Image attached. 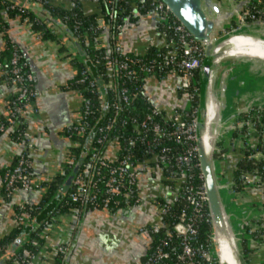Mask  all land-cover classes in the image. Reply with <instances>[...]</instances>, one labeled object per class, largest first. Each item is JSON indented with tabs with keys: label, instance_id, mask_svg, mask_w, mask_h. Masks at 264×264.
Wrapping results in <instances>:
<instances>
[{
	"label": "crops",
	"instance_id": "crops-1",
	"mask_svg": "<svg viewBox=\"0 0 264 264\" xmlns=\"http://www.w3.org/2000/svg\"><path fill=\"white\" fill-rule=\"evenodd\" d=\"M247 1L249 0H238V7ZM229 2L218 0L223 13L230 9ZM47 3L56 7H68L67 0H48ZM78 5L84 14L95 13L99 18L97 21H100L101 6L98 1L78 0ZM30 6L35 10L39 9L35 0H31ZM133 14L134 19L127 21L116 36V42L123 51L143 54L149 45H162L165 37L157 29L152 15L137 12ZM233 17L231 14L222 20L218 30L224 26L231 27ZM0 20L3 23L0 28V118L5 115L7 99L14 89L13 83L3 79V65L7 57L5 47L7 41L11 40L22 53L32 75L33 95L20 108V119L31 142L28 155L34 179L46 182L56 173L62 172L70 155V147L73 146L63 131L77 113L80 103L79 94L71 83L77 73L76 62L79 59L76 42L55 23L49 26L55 37H44L29 22L18 16L8 15L3 9H0ZM259 26L264 27V21L260 24L248 23L244 29L262 32L257 30ZM107 36L106 30L101 29L97 36L99 44L105 45ZM257 37L264 38L256 36L253 40ZM178 80V74L173 69L162 77L150 75L144 79V93L164 116H168L173 109L183 108L188 104L186 94L178 89ZM230 87L232 94L242 89V92H247L242 95L251 98L257 89L258 94H262H259V98L264 99V82L249 76L246 78L244 73L238 74L237 80ZM247 106L248 109L251 106L254 108L249 103ZM235 108L232 107V111L237 110ZM232 133L231 143L221 146L225 148L222 150L224 155L217 160L218 174L228 186L226 204L229 210L225 207L224 209L228 214L232 211L236 215L238 228L245 235L242 236L247 248L244 264H264V240L251 234L260 228L258 225L264 227V191L252 184H244L241 189L236 190L231 179V170L240 156L241 147L245 144L253 147L258 139V130L252 126L245 135L234 131ZM241 136L245 138L244 142ZM20 146L12 138L10 128L0 132V241L10 235L16 224L14 213L17 206L24 199L31 204L38 203L44 191L37 188H17L9 196L3 195L2 168L13 162ZM114 149L115 142H109L105 154L111 157ZM261 155L260 151L253 153L255 157ZM243 175L255 179V174L251 172ZM162 178L163 175L157 167L141 169L138 180V187L143 195L141 201L132 206L125 204L113 211L87 207L77 213L73 209L55 212L56 205L43 212L46 205L51 206L48 202L55 196L56 191L34 216L33 227L22 226L20 238L18 236L14 239L15 248H20L19 251L26 249V246L22 247V242L30 238L28 231L34 228L43 235L41 244L35 251V261L38 264H141L151 243L148 228L161 224V215L151 202V197L169 198V193L173 191L162 182ZM46 219L47 225L42 224ZM59 244L68 245L63 258H60L61 255L56 249Z\"/></svg>",
	"mask_w": 264,
	"mask_h": 264
},
{
	"label": "built area",
	"instance_id": "built-area-1",
	"mask_svg": "<svg viewBox=\"0 0 264 264\" xmlns=\"http://www.w3.org/2000/svg\"><path fill=\"white\" fill-rule=\"evenodd\" d=\"M26 1L19 0L12 3L0 1V9L14 8L20 12L24 8ZM35 1L47 3L48 0ZM67 1V8L79 7L78 0ZM103 1L105 6L104 16L100 15L99 22L97 21L99 18L95 17V24L100 27V30L107 28V24L113 20L115 13L114 2L116 0ZM146 1L147 4L145 6L143 5V0L140 1L139 7L143 9L142 13L151 14L156 24H165L167 27H170L171 35L164 40V50L157 51L154 57H150L145 61L140 59V57L125 55L123 49L116 41L112 44L111 49L119 57L117 59L106 57L103 61L106 75L102 85L109 94V101L107 103L108 112L102 122L96 127L87 156L74 171L70 186L61 195L59 201L62 199L65 203H74L75 206H72L70 209L75 210L76 213L87 207L111 211V206L117 205L121 199H124L125 203L131 206L141 201L143 195L139 190L138 180L141 169L150 168L149 157L144 160H138L130 149V146L119 144V138L121 135L123 136V132L118 131V128L126 124L129 131L123 137V140L130 143L134 141L144 143V150L150 154V158H155L156 164L162 173L165 175L176 173V188L179 187L185 200V204L179 210L177 220L171 225V231L179 238V250L175 255V261H167L169 254L165 248L166 242L159 240L146 253L141 264H209L214 258L213 251L208 247L202 248L193 243L196 234V221L205 214L204 207H206V216L208 215L206 220L210 222L197 155L195 131L196 102L192 103L194 95L197 98L198 89L197 80L193 79L192 71H199L204 44L196 41L189 34L186 28L171 14L167 5L162 0ZM229 1L234 19L228 32L242 31L248 23L260 24L264 21V2L252 10L242 12L239 8H236L238 0ZM132 7V13L136 12L137 10L134 9V6ZM169 14L176 21H169ZM15 15L17 16L18 14ZM64 17L65 19L67 18L66 16ZM22 19L27 21L26 16H23ZM127 21L126 16L122 17V22L116 23L114 28L119 31ZM78 24L79 21L74 20L72 24L73 28H76ZM259 27L257 30L264 31V27ZM9 48L8 57L4 62L6 67L3 69V79L13 83L14 89L7 99L5 115L3 118H0V131L10 128L12 138L17 140L21 146L14 156L13 162L2 168L1 189L5 196H9L17 188H46L45 182L34 179L28 155L31 142L25 127L20 125V108L32 97L34 91L32 75L28 69L23 67L25 61L21 59L22 55L18 47L11 40L9 41ZM172 69L178 74V89L186 94L187 106L173 109L168 116H164L157 106L150 101L148 95L144 93L143 88L139 92L142 94V98L148 102V109L140 118L130 114L127 103L136 95V91H129L125 86L118 85L115 75L117 73L128 75H135L137 73L143 75L145 79L147 76ZM75 81L82 84L81 88H76L80 97L79 108L72 120L65 125L63 131L73 146L78 145V138L86 133L89 117L98 109L102 100L101 96L98 95L96 98L97 105H94L90 96L82 93V91L93 93L96 89L94 80L85 67L77 71ZM253 113L260 116V110H256V107L252 108V106L249 109L247 108L245 113V115L252 116V119H249L252 126L254 121H258L253 119ZM136 127L138 128L137 133L134 131ZM260 134L261 136L264 134L263 129L260 130ZM111 141L115 142V149L111 157H109L105 154V148ZM167 141L180 146L177 150L170 151V147L166 143ZM154 147H158L157 152L159 154H156ZM215 153L216 156L212 157L217 158V160L224 155V152L220 149H217ZM73 162L74 155L70 153L67 165L70 166ZM194 166H197L199 170L198 178L200 183L197 185H193L188 179L190 176L189 170ZM213 167L215 169L212 158ZM241 181L243 185L252 184L264 191V178H260L257 174H255V179H249L245 175H242ZM151 202L160 215L168 210V201H159L154 196L151 197ZM32 207V204L27 199H24L17 206L14 213L15 226L32 223ZM54 211L61 212L57 209ZM47 222L48 220L46 219L42 224L47 225ZM258 226L260 228L263 227L261 224ZM158 227L159 225H152L148 230L151 233L156 231ZM165 234H168L167 230H165ZM41 237H43L41 232L35 230L28 239L29 247L24 251L10 248L7 241L0 242V256L8 259L7 264H38L35 261V251L41 244ZM209 238L211 239L210 236ZM67 248V244L57 245L56 249L61 255L60 258L64 257Z\"/></svg>",
	"mask_w": 264,
	"mask_h": 264
},
{
	"label": "trees",
	"instance_id": "trees-1",
	"mask_svg": "<svg viewBox=\"0 0 264 264\" xmlns=\"http://www.w3.org/2000/svg\"><path fill=\"white\" fill-rule=\"evenodd\" d=\"M4 1L5 3H12V2H18L19 0H0ZM101 6V16L103 17V12L105 11L104 1L98 0ZM140 1L142 0H116L114 2L115 7V13L113 20L107 24V28L105 29L107 32V42L105 45L99 44L98 35L100 33V27L96 26L95 24V17L97 16L95 13L90 14H84L81 9L76 6L72 8H62V7H56L53 5H50L48 3H40L38 2L39 9L35 10L30 6L31 0H27L24 8L22 11H17L16 9H5V11L8 13V15L16 16L15 14H18L17 16L19 18H22L23 16H26L27 22H29L30 26L37 30L40 36L44 37H55V33L52 32L50 29L51 24H57L59 25L68 35H70L74 41L76 42L77 46V52L79 55V59L77 60V71L80 68L85 67L91 77L94 80V84L96 86L95 92L89 93L86 91H82L83 94H88L90 98L93 100L94 105H97L96 98L98 95L101 96L102 100L100 101V105L97 110L89 117V125L86 130V133L78 138V145L71 146L70 147V153L74 155V162L72 165L68 166L67 162L64 163L62 172L56 173L50 180L46 181V188L42 192L41 195V201H39L36 204H32V216L34 219V216L37 214V212L42 207V204L51 197L56 191L60 190L62 194H64L69 186L71 177L74 173V171L79 167L80 163H82L86 156L87 151L91 143V139L94 136L96 127L102 122L104 116L108 112L107 103L109 101V94L108 91L103 87L102 83L105 80V68L103 65V61L106 57H111L113 59H117L119 55L115 53L111 46L116 41V36L118 33V30L114 28V25L116 23L122 22V17L126 16L127 20H133L134 14L132 13V6H134V9H136L137 13H142L143 9L139 7ZM264 2V0H249L246 3H243L240 5L239 10L245 11V10H252L259 6L260 3ZM147 4L146 0H143V5L145 6ZM18 12V13H17ZM66 16L67 18L65 19ZM74 20H78L79 24L76 28H73L72 24ZM105 20V18H104ZM176 19L169 14V21ZM157 29L161 32L163 31L165 40L171 35L170 27H167L165 24H156ZM3 26L2 21L0 20V28ZM10 41V40H9ZM9 41L6 43L5 50L7 52V57L9 54ZM165 48V45H149L145 52L143 54H133L130 52L124 51L125 55L132 56V57H140L142 60L149 59L150 57H154L155 53L157 51H163ZM20 52V50H19ZM21 53V52H20ZM22 55V53H21ZM6 57V58H7ZM21 59L23 61L24 58L21 56ZM6 67V64L3 65V69ZM25 69H28L25 65H23ZM169 71V70H167ZM167 71L162 73L155 74L156 77L163 76ZM77 77V73L74 76L72 80V85L75 88H81L82 84L75 81V78ZM192 77L193 79H198V72L197 70L192 71ZM115 80L118 85L125 86L129 91H136V95L132 97L127 105L130 109V114L136 116L137 118H140L144 115V113L148 109V102L142 98V94L139 92V90H143V82H144V76L135 73V75H128V74H122L117 73L115 75ZM32 97L29 98V100ZM196 102V97L194 95L192 103ZM248 114V113H247ZM242 115H245V113H242ZM262 119V118H261ZM21 120V119H20ZM20 125H23L22 122H20ZM253 126L257 128L258 135H257V142L252 147L249 145H243L241 147L240 156L236 160L233 169L231 170V179L233 182V188L236 190H239L242 188L243 183L241 181L242 175L247 172H251L252 174H257L260 176V178H264V138H262L260 134V130H264V120L263 123L258 124V122L254 121ZM118 131L123 132V136L121 135L119 138V144H126L130 146V149L132 152H134L135 157L138 160H144L147 157L150 158V154L144 150L145 144L139 143V142H126L123 140V137L127 135L129 128L125 124L124 126H121L118 128ZM135 133L138 132V128H135ZM1 132V131H0ZM12 134V133H11ZM242 137V136H241ZM243 142L245 141V138L243 139ZM165 143V142H164ZM169 147L170 151L177 150L180 145L175 144L171 141L166 142ZM158 147H154V151L157 152ZM220 150H225L224 147H220ZM255 151H260L261 156L255 157L253 156V153ZM213 156H216V153L212 154ZM148 158V162L152 167H157L155 158L151 157ZM159 169V168H158ZM161 171V170H160ZM198 168L197 166L192 167L189 170V182L193 185H197L200 183V180L198 178ZM162 173V172H161ZM163 178L162 182L169 188H171L173 191L169 193V198H165L163 196H156V198L159 201H168L169 207L168 210L161 214V220L162 224L159 225L158 229L156 231L151 232V243L149 245L148 250L149 252L154 244L158 242L159 240H164L166 242V249L168 250V262H174L175 261V255L179 250V238L171 231V225L177 220V216L179 213V210L183 207L185 204L184 197L181 193V190L177 187L176 183V173H173L171 175L162 173ZM171 176V177H169ZM220 174L217 175V178H220ZM124 199H121L117 205L111 206V211L115 210L118 207H123L125 205ZM72 206H75L74 203H65L62 201V199L59 201L57 207L55 209L59 211H65L70 209ZM203 216L196 221V234L195 238L193 240V243L195 245H198L202 248H209L213 251L214 249V243L212 240V226L211 222L206 220L208 218V215L206 216V207H204ZM23 225L14 226L12 228V231L10 235H8L5 239H3L0 242H8L9 247L12 249H20L15 248L16 242L15 238L18 237L21 234ZM165 230L168 231V234H165ZM35 231L34 228H31L28 231V236ZM255 237L259 238V240H264V227L255 229L252 231V233ZM211 237V239L209 238ZM20 238V236H19ZM28 239L24 242H22V247L26 246L29 247ZM19 242H21V239H19ZM247 248L244 245V242H241V255L242 259H244V254L246 252ZM146 253L144 254L142 260L144 259ZM214 255V254H213ZM214 257V256H213ZM141 260V262H142ZM0 262L1 264H7L8 259H6L4 256H0ZM181 264V263H177ZM209 264H218L215 257Z\"/></svg>",
	"mask_w": 264,
	"mask_h": 264
},
{
	"label": "water",
	"instance_id": "water-1",
	"mask_svg": "<svg viewBox=\"0 0 264 264\" xmlns=\"http://www.w3.org/2000/svg\"><path fill=\"white\" fill-rule=\"evenodd\" d=\"M168 7L171 14L186 28L189 34L198 42L204 44L203 56L200 61L198 71V89L196 98V145L199 169L207 200L211 226L214 230L224 232L221 199L218 192L216 180L212 169V154L205 152L201 142L202 131L205 127L206 97L209 80V72L214 67L212 60L218 55L215 50L216 44L212 40L219 35L218 26L226 17H230L232 10L223 13L218 0H162ZM238 7V4L236 6ZM237 33V32H234ZM232 34V33H231ZM249 34V33H247ZM253 35V34H252ZM223 40V39H222ZM62 193L58 190L55 196L48 202L51 204L43 210H50L56 206ZM45 215V214H44ZM32 223H26L23 227H33ZM228 237V236H227ZM231 238V237H230ZM232 239L226 238V246L231 250L235 264H241L235 246L233 248ZM232 247V248H231Z\"/></svg>",
	"mask_w": 264,
	"mask_h": 264
},
{
	"label": "rangeland",
	"instance_id": "rangeland-1",
	"mask_svg": "<svg viewBox=\"0 0 264 264\" xmlns=\"http://www.w3.org/2000/svg\"><path fill=\"white\" fill-rule=\"evenodd\" d=\"M223 4H225V2ZM232 23L230 24V26H232ZM229 28H230L229 26H224L219 31L218 37L212 40V43L216 44L220 40L224 39L226 36L230 35L232 31L228 32ZM235 32L243 33V34L236 35V37L239 36L238 37L239 39L233 40L228 46H226L225 49L222 51L221 57L225 53L231 51L232 49H234L237 45L241 43L249 42L253 40L256 36H264V31L262 32L252 31V30L247 31L245 29H242V31H235ZM244 33H249V34H244ZM213 68H215V71H216L215 87H216L217 98H218L217 101L219 103V106H218V113H217V118H218L217 127L218 128L216 127L215 129V140L213 143V149L211 150V154L215 153L217 149H220L221 146L231 143V139H232L231 133L233 131L234 133L239 132L240 134L245 135L244 134L245 132H248L251 130L252 125L249 122L250 121L249 119H252V116L242 115V113H246L247 111V103L256 107V110H260V116L256 115V113H253V119L258 120L257 121L258 124L263 123V120H264V112H263L264 111V99L259 98L262 95L261 93H259L261 95L258 94L259 90L256 89L254 92L255 93L254 96H252L251 98L250 96L242 95L243 93H247V92H242V89L241 90L238 89L236 93L232 94V90L230 87L232 86L233 81L235 79L237 80V75L243 74V73L245 74L246 78L249 76L250 78L252 77L254 80L260 79L261 81L264 82V64L259 63V65L253 66L252 62L239 60V59L235 60L228 56H224L223 58L220 59V61L217 64H215ZM255 84H256V81H255ZM223 107L225 108L222 109ZM232 107L233 108L236 107L239 112H235L237 110L232 111ZM212 158L215 164L213 175H214V178L218 186V192L220 195V199L224 207L227 210H229V206L228 204H226L228 186L226 185L222 177L218 180L217 175H218L219 165L217 162V158L215 157H212ZM229 215L231 216L232 224L235 228L234 237L236 236L235 238H236V243H237L238 257L241 260V264H244V261L241 255V242L243 241L242 239L245 235L242 233V230L238 228V225H237L238 221H237L236 215L232 213V211H229ZM213 254H214V257L217 263L219 264L218 258L216 257L214 249H213Z\"/></svg>",
	"mask_w": 264,
	"mask_h": 264
},
{
	"label": "bare ground",
	"instance_id": "bare-ground-1",
	"mask_svg": "<svg viewBox=\"0 0 264 264\" xmlns=\"http://www.w3.org/2000/svg\"><path fill=\"white\" fill-rule=\"evenodd\" d=\"M237 34L243 33H232L221 40L215 47L218 55L212 60V64L215 66L221 58L228 56L233 59H239L244 61L252 62L253 66L264 64V38L257 37L255 40L244 42L237 45L231 51L225 53L222 57V51L228 46L233 40L239 39L236 37ZM247 34V33H244ZM233 35V36H232ZM231 37V38H230ZM225 66V65H224ZM225 70V69H224ZM216 71L215 68H211L209 72V80L207 87L206 97V117L205 127L202 131L201 142L205 152H210L213 149V143L215 140V129L218 124V98L215 87ZM219 88V87H218ZM218 128V127H217ZM214 170V167L212 168ZM218 187V186H217ZM222 216L224 221V228L227 231V236L224 232L214 230L212 228V240L214 243V251L218 258L219 264H235L231 250L226 246V238L232 239L233 248L237 250L236 236L234 237L235 228L232 224L231 216L226 212L221 201ZM231 237V238H230ZM231 244V246H232ZM232 248V247H231Z\"/></svg>",
	"mask_w": 264,
	"mask_h": 264
}]
</instances>
